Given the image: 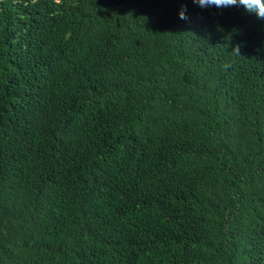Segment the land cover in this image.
<instances>
[{"label":"trees","instance_id":"trees-1","mask_svg":"<svg viewBox=\"0 0 264 264\" xmlns=\"http://www.w3.org/2000/svg\"><path fill=\"white\" fill-rule=\"evenodd\" d=\"M0 264H264V20L0 0Z\"/></svg>","mask_w":264,"mask_h":264},{"label":"clouds","instance_id":"clouds-1","mask_svg":"<svg viewBox=\"0 0 264 264\" xmlns=\"http://www.w3.org/2000/svg\"><path fill=\"white\" fill-rule=\"evenodd\" d=\"M192 2L201 8L238 6L257 19L264 20V0H192ZM186 11V7H182L178 13L181 20H187Z\"/></svg>","mask_w":264,"mask_h":264}]
</instances>
